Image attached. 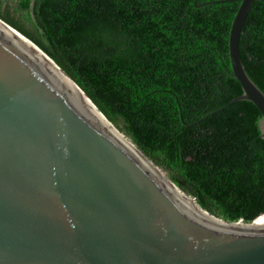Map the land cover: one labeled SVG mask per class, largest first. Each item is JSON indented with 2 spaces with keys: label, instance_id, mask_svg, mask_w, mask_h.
<instances>
[{
  "label": "water",
  "instance_id": "obj_1",
  "mask_svg": "<svg viewBox=\"0 0 264 264\" xmlns=\"http://www.w3.org/2000/svg\"><path fill=\"white\" fill-rule=\"evenodd\" d=\"M230 1H240L228 53L242 89L230 104L255 105L264 139V94L238 50L253 0ZM8 2L0 0V264H264L263 215L228 222L179 198L62 64L11 26Z\"/></svg>",
  "mask_w": 264,
  "mask_h": 264
},
{
  "label": "trees",
  "instance_id": "obj_2",
  "mask_svg": "<svg viewBox=\"0 0 264 264\" xmlns=\"http://www.w3.org/2000/svg\"><path fill=\"white\" fill-rule=\"evenodd\" d=\"M239 5L9 0L6 19L62 64L191 205L228 222L252 223L263 215L259 224L261 115L251 102L230 104L242 94L228 53ZM238 50L264 94V0H253Z\"/></svg>",
  "mask_w": 264,
  "mask_h": 264
},
{
  "label": "bare ground",
  "instance_id": "obj_3",
  "mask_svg": "<svg viewBox=\"0 0 264 264\" xmlns=\"http://www.w3.org/2000/svg\"><path fill=\"white\" fill-rule=\"evenodd\" d=\"M131 145H132V144H131ZM147 164H148V163H147ZM148 166H150V165L148 164ZM157 176H158V177L164 182V180H165V179H164V176L162 177L160 173H158ZM165 183L167 184L166 181H165ZM167 185H168V187H169V188H170V189H171V190H172V191H173V192H174L179 198H181L183 201H185L187 204H189L191 207H193V208H194L195 210H197L199 213L203 214V211H200L198 208H196L195 206L191 205L190 202L188 203L187 200L185 199L186 197H184L179 191H178L179 193L176 192L175 189L173 188L174 186L172 187L170 184H167ZM187 199H188V198H187ZM188 200H189V199H188ZM196 206H197V205H196ZM197 207H198V206H197ZM258 221H259V220H257L255 224H257Z\"/></svg>",
  "mask_w": 264,
  "mask_h": 264
},
{
  "label": "rangeland",
  "instance_id": "obj_4",
  "mask_svg": "<svg viewBox=\"0 0 264 264\" xmlns=\"http://www.w3.org/2000/svg\"><path fill=\"white\" fill-rule=\"evenodd\" d=\"M164 173V172H163ZM165 174V173H164ZM173 187V186H172ZM176 191H177V189L175 188V187H173ZM178 192V191H177ZM182 195H183V193H182ZM185 195V194H184ZM183 195V196H184ZM184 197H186V195L184 196ZM186 198H188L194 205H195V203H194V201L191 199V198H189V197H186ZM188 201V200H187ZM189 202V201H188ZM260 225H263L264 224V222L262 223H259Z\"/></svg>",
  "mask_w": 264,
  "mask_h": 264
}]
</instances>
